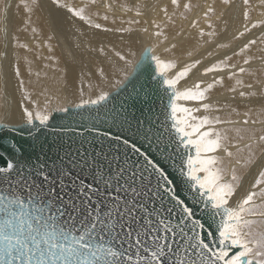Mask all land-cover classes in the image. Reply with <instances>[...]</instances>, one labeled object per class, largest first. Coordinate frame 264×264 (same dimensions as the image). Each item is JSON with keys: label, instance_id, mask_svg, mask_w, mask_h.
Masks as SVG:
<instances>
[{"label": "snow or ice", "instance_id": "obj_1", "mask_svg": "<svg viewBox=\"0 0 264 264\" xmlns=\"http://www.w3.org/2000/svg\"><path fill=\"white\" fill-rule=\"evenodd\" d=\"M223 2L227 5L230 0ZM20 3L29 14V21L30 14L41 6L40 0H20ZM171 3L180 7L179 0H171ZM52 4L95 29L113 31L100 23H93L91 15L86 14V9L97 6L99 0H88L85 6L79 8L62 0H52ZM243 4L247 9L243 12L245 22L243 30L238 31L239 37L245 38L244 42L239 45V51L233 49L232 56L207 67L205 74L229 70L231 74L228 78L235 79L237 87L252 89L254 85L245 83L241 77H255L257 71H261L249 72V68L257 59L264 64V48L259 49L257 57L252 53L257 39L246 38V34L253 29L264 32V20L252 22L250 0H243ZM260 5L264 6V0H260ZM104 7L112 10L114 6L105 3ZM183 7L191 11L194 6L189 0ZM8 8L10 5L5 6V11ZM163 12L168 15L167 8ZM214 12L215 9L209 6L204 17L209 19ZM141 15L142 11L137 10L136 16ZM102 18L108 20L109 17L104 15ZM128 23L137 24L139 21ZM153 23L158 29L154 33L157 41L160 37L167 40L163 30H160L161 24ZM196 25L197 22H193L192 26ZM209 27H212L211 23ZM32 31L35 33L36 29ZM116 31L130 34V40L135 38L131 27ZM142 31L147 33L148 28ZM199 35L203 37L206 33L201 30ZM207 35L214 36L216 33L209 32ZM16 42L18 48L31 51L26 43L19 42L18 37ZM259 43L264 44V35L259 37ZM220 47L227 48L229 45L221 44ZM98 51L104 52V49L99 48ZM154 52V47L146 48L138 67L148 61L155 62L156 69L164 77L163 83L171 90L170 115L166 119L172 123L167 127L160 124L144 129V121H137L134 130L129 126L131 139L116 135L107 146L101 141L98 151L95 148L90 152L77 149L75 155L66 152L64 157H60L62 163L55 169L54 176L52 169L47 172L34 170V175L41 178V185H51L49 195H54L62 204L64 196L67 197V204L57 212L63 217L67 210L72 225L68 227V221L60 222L57 217L49 216L37 229L23 219L18 222L16 213H10L0 221V264H14L17 259L21 264H264V134L234 128L237 140L244 141L246 138L250 141L241 149L238 144H232L227 130L216 128L221 124L235 126L239 121L209 115L195 116L193 112L200 111V108L179 105L178 101L207 100L206 93L214 87V83H209L206 88L197 83L194 88L177 91V84L201 61L196 60L174 78H168L167 71L174 69L176 64L161 59ZM0 55L7 58V51ZM116 55L121 60L125 59L119 52ZM233 56H242V65L229 63ZM14 75L20 76L18 65ZM218 82L223 84L224 77ZM20 83L23 84V81ZM256 83L264 85V80L257 79ZM237 87H230L229 91L236 93ZM238 94L240 97L256 96V92L239 91ZM108 96L104 92L87 103L97 105L107 101ZM202 109L213 111L209 103H202ZM59 111L66 112L68 109L61 108ZM250 111L244 113L247 118L242 123L245 126L264 123V120L252 119ZM23 114L24 123L28 126L39 120L40 125L46 127L51 119L48 115L34 114L27 107L23 108ZM0 127L9 126L0 124ZM16 127L13 125V130ZM34 130L40 132V128ZM10 150L13 154L21 152L15 144L10 145ZM216 153H223V156ZM65 157L66 166L63 163ZM226 161L239 165L249 175L256 173L251 187L235 206H231L230 202L240 195L243 177L237 175L236 168H227ZM17 169L19 164L5 161L0 173ZM85 176L91 177L90 183H85ZM112 192L115 197L111 196ZM93 197L96 198L95 204ZM4 199L0 195V201ZM73 212L80 213V228L76 232L72 231L76 224ZM197 212L201 215L197 216ZM20 215L23 216L22 213ZM256 228L259 231L254 230ZM217 234L218 239H213Z\"/></svg>", "mask_w": 264, "mask_h": 264}, {"label": "bare ground", "instance_id": "obj_2", "mask_svg": "<svg viewBox=\"0 0 264 264\" xmlns=\"http://www.w3.org/2000/svg\"><path fill=\"white\" fill-rule=\"evenodd\" d=\"M41 1V6L34 13L30 14V21L29 14L20 1H2V11L0 12V53L7 51V58L0 55V124L9 126L0 127L3 129L2 131L13 129V125L17 126L14 130L28 128L24 123L23 108L25 107L34 114L50 116L51 119L48 122L52 120L54 115L66 114L68 111L104 107V104L111 97L121 92L126 87V84L136 75L139 69L138 62L142 60V54L149 46L155 48L154 55L159 56L161 59L169 60L166 56V45H176L175 48L169 47L170 61L174 62L176 67L174 71L170 69L166 73L168 78H174L185 66L192 65L195 62V59L186 57L185 51L193 52L197 46L196 40H191V33L199 35L201 30L204 33L216 31H222V33L224 31L233 32V22L231 19L227 21L223 19V23L212 24V27L206 25L204 28H196L199 23L201 24L198 14L203 17L206 23L211 22L209 20L211 17L209 19L204 17L210 0L200 2L199 7L193 10L192 15L189 16L188 14L187 18L180 17L179 12L174 13V8L177 9V7L171 2L166 3L167 0L161 1V5H164V3L168 4L167 16L162 15L164 12L160 11V6L158 9H156V5L152 7L153 9L155 8L154 14L158 12L156 13L158 15L160 12L159 17L152 14V16L154 15L161 22L158 21L161 24L160 30H166L169 33V35L166 33L168 35L167 40L171 36L174 40L169 44H166L167 40L163 44L159 43L160 41H164L162 37L163 40L159 39V41L154 38L153 34L156 28H153L154 25L149 21V17L147 16L149 15V11H152L150 7L145 12V16L133 17L131 16L133 13L131 14L125 10L126 7H122V5L130 6L127 0H111L119 5V7H113L112 10H107L104 7L105 3H109L107 0H99L97 6L86 9V14L91 15L93 23H100L104 28L113 29V31L105 32L103 29H95L84 21L72 18L65 10L57 9L49 0ZM134 1L130 2L133 6L137 3ZM10 2V8L5 11V6L9 5ZM62 2H67L71 6L79 8L85 6L88 0H62ZM138 2L141 3L142 1L140 2L139 0ZM104 15L109 17L108 20L102 18ZM164 17H166V20H164ZM135 19L139 23H128V21ZM152 20L155 21L154 19ZM193 22H197L196 27L192 26ZM241 22L244 23L243 19ZM178 26H181L182 29L186 26V30L189 29L190 31L183 32ZM128 27L134 29L133 35L135 38L133 40L129 39L130 34L116 31V29ZM33 28L36 29L35 33L32 31ZM143 28H148V32L144 33L142 31ZM5 29H7V33ZM260 32L264 35L262 30ZM17 37L19 38V42L26 43L31 51L18 48ZM99 48H103L104 52L98 51ZM232 49L235 50L234 47ZM117 52L121 53L125 59L121 60L116 55ZM232 52L233 50L225 55H231ZM254 54L259 56L260 51ZM205 59H208L206 64ZM203 60L204 64L202 63ZM214 60L210 56V52H204L199 59L201 63L192 68L194 71L177 84V91L182 92L188 88H194L197 83L201 84V88H206L209 83H214V87L206 93L208 99L203 102H177L179 105L192 109L200 108L201 110L196 112V116H201L205 112L202 109V103L212 105L218 103L219 100H226L224 104L233 105L235 108L236 106L245 104L248 100H264V98L259 97L258 93L262 88L261 84L256 83L257 79L263 80L258 75H264V64L259 59L249 68L256 70L258 66L260 69L257 70H261L257 71L255 77L252 76L254 82L251 83L254 87L252 89L239 87L236 93L222 92L218 87V84L221 83L215 82L224 77V84L229 82L231 84L235 83V79L230 80L228 78L231 74L229 70L207 74L202 73L203 70L214 64ZM242 60L243 57L239 56L235 60V63L242 65ZM151 62L155 80L159 78L163 83L164 77L156 69L155 62ZM17 65L20 68V76L14 75V69ZM101 70H103V75H101ZM219 75L221 76L217 77ZM209 78L210 82L206 81ZM241 78L245 83H249L250 81V79L246 80V75ZM21 81H23V84L20 83ZM163 85L166 86L164 83ZM239 91H245L246 93L256 92V96L240 97ZM104 92L109 94L107 101H102L97 105L87 103L90 100H96ZM76 105L82 106L76 107ZM61 108H66L68 111H59ZM244 119L245 116L240 114L238 119L235 120L239 121V124L235 126L221 124L217 125L216 128L221 131L227 130L231 140L237 142L239 141L235 138L237 133L233 129L247 128L242 123ZM35 122H39V120ZM256 125L264 126V123H257ZM258 134H264V130L258 132ZM241 135H244V133H241ZM249 142L245 139L244 142L238 145L241 149H244L245 143ZM232 144L234 143L232 142ZM232 150L235 152V148ZM216 155L223 156V153H216ZM241 164H243V160H241ZM225 166L229 169L236 168L237 175L243 177V189L240 190V195L230 202L231 206H235V203L239 202L244 192L251 187L256 178V173L252 172L249 175L234 162L229 163L226 161Z\"/></svg>", "mask_w": 264, "mask_h": 264}, {"label": "water", "instance_id": "obj_3", "mask_svg": "<svg viewBox=\"0 0 264 264\" xmlns=\"http://www.w3.org/2000/svg\"><path fill=\"white\" fill-rule=\"evenodd\" d=\"M152 68L151 61L139 67L126 87L111 97L104 107L54 115L46 127L34 122V125H26L28 128L23 129L2 131L0 128V157H3L0 167L5 166V161L19 164V169L15 171L0 173V195L5 197L0 201V221L14 212L18 222L23 219L33 228L40 229L49 216L57 217L60 222L68 221V227H71L72 221H69L67 210L63 217L57 212V209L65 207L67 197L64 196L62 204L54 195H49L51 185H41V178L34 175V170L47 172L52 169L54 176L55 169L62 163L60 157H64L66 152L75 155L77 149L90 152L95 148L98 151L101 141L107 146L116 135L131 139L129 126L134 130L137 121H144V129L154 125L158 127L160 124L169 126L172 121L166 119V116L170 115L171 90L160 79L155 80ZM35 128H40V132L37 133ZM105 133L108 135L105 136ZM12 144L19 146L21 152L13 154L10 150ZM144 147H148L147 143ZM63 163L67 165L66 157ZM17 172L21 174L18 175ZM90 182L91 177L85 176V183ZM115 195L114 192L111 193L112 197ZM9 201L23 203L10 204ZM95 201L96 198L93 197V204ZM200 215L197 212V216ZM72 216L76 218L72 231L76 232L80 228V213L73 212ZM213 239H218V234ZM14 264L21 262L17 259Z\"/></svg>", "mask_w": 264, "mask_h": 264}, {"label": "rangeland", "instance_id": "obj_4", "mask_svg": "<svg viewBox=\"0 0 264 264\" xmlns=\"http://www.w3.org/2000/svg\"><path fill=\"white\" fill-rule=\"evenodd\" d=\"M2 1H1V4H0V12L2 11V9H1ZM18 1H20V0H18ZM49 1L52 3L51 0H49ZM107 1L109 3H111L114 7H119L118 4L112 2L114 0H112V1L111 0H107ZM127 1H128L127 3L130 6H126V5H122V6H124L126 8H131L132 10L129 11V12L131 14L133 13L131 15L133 17L134 16L136 17V11L137 10L142 11V13L144 15L145 12L149 9V7L152 8V7H154V5H156V9H158L159 6H160V11L163 13L164 7L166 6L165 8H167V5H168L166 3L171 2V0H167V2L164 3V5L163 4L161 5V1L162 0H140V2L142 1L141 3L138 2L139 0H135L134 2H137V3L134 5L135 6L134 7L130 3V2H132V0H127ZM155 1H156V3H155ZM202 1H205V0H191V3L193 4L194 7L192 8L191 11H188V10H186L183 7V5L185 3H188L189 0H179L180 7L177 8V9L174 8V10H175L174 13L179 12V16L182 17V18L183 17H188V14H189V16L192 15L193 12H194L193 10L197 9L199 7L200 2H202ZM250 2H251V5H252V8L250 10L251 11V17H252V22H255L257 20H264V6L260 5V0H250ZM9 5H11V2H10ZM232 5H234V7H232ZM209 6H212L215 9V12L213 14H210L211 18L209 20H211V22L209 21L208 23L221 24V23L224 22L223 19H226V21L231 19L232 22H233V24H232V31L233 32L224 31L222 33V31H220V32L216 31L215 32L216 35H214V36H208L207 33H206V35H204L203 37L200 36V35H194L193 33H191V40L192 41L196 40V42H197L196 45L197 46H196V48L194 47L195 50L193 52H190V51L187 52V50H185V51H186V57L187 58H193V59H195V61L199 60L204 52H210V56L213 59H215L214 60V64H216V63H218L219 60L225 59L226 56H232V54L231 55H225L229 51L233 50L232 47H234L236 51H239V45H241L244 42V39H245V38H240L239 37V31H238V30H240V31L243 30L242 26L244 24L243 22H241L242 19L244 21L243 13L241 14V11L244 12L247 9H246V6H244V4H243V0H230V3L227 4V5L224 4L223 0H210ZM154 9L152 8V11H149V15H147V16L149 17V21H151L152 23H153L152 19H154L155 22L157 21L156 23H159L160 21L158 20L157 17H159L160 12H159L158 15L156 14L158 12H156L154 14L153 13ZM227 9H228V11H226ZM152 14H154L157 17H155L154 15L152 16ZM162 15H165V14L163 13ZM198 16H200L199 20H200L201 24L199 23L196 28H198V27L199 28H204L206 25H209L208 23L205 22V20L203 19V17L200 14H198ZM137 17H142V15L141 16H137ZM218 18H219V20H217ZM135 20H137V19H135ZM164 20H166V17H164ZM164 20H162V21H164ZM144 22H146V20H144ZM153 25H154L153 28H156L154 23H153ZM249 27H250V24H249ZM178 28H180L183 32L190 31L189 29L186 30V26L183 29H182L181 26H178ZM260 30L261 29H253L251 33H247L246 34V38L250 37V38H253V39H257V45L253 46L252 53H258L260 48H264V44H260L259 43V37L262 36ZM156 31H158V29H155L154 32H156ZM163 32L168 37L169 33H167L166 30L163 31ZM197 36H199V37L197 38ZM154 38H155V36H154ZM162 38L164 39V37H162ZM162 38L160 37L159 39L161 40ZM165 41L166 40L164 39V41H162V42L160 41L159 43L163 44ZM171 41H174L172 36H171V38H169L166 41V44H169ZM156 43H157V41H156ZM159 43H158V45H160ZM221 44L229 45V47L221 48L220 47ZM171 46H172V44L171 45H166V56H167V58L169 60L171 59V56L169 54V47H171ZM238 57L239 56H233L232 60L229 61V63H235V60H237ZM257 57H259V56H257ZM205 60H206L205 61V64H206L208 59H205ZM202 63L204 64V60L202 61ZM257 69H260V68L257 66L256 70ZM171 70L174 71V69H171ZM253 70L254 69H249V72H252ZM263 70H264V68H263ZM193 71L194 70H192L190 73H192ZM190 73H189V75H190ZM202 73H205V70H203ZM220 76L221 75H219L217 77H220ZM246 76H247L246 80L250 79L249 83L254 82V79L252 78L251 75H246ZM258 76L261 77L264 80V75L259 74ZM209 80H210V78L207 79L206 81L210 82ZM218 81L219 80H217L215 82H218ZM202 84H205V83H202ZM218 87L221 89L222 92L226 93V92H231V91H229L230 87H237V86H236L235 83L231 84L229 82L227 84H224V83L223 84H218ZM261 87H262L261 90L258 91L259 97L264 98V85H261ZM238 88L239 87H237V89ZM225 101L226 100H219L218 103L212 104L213 110L219 109L218 111L215 110L214 112L213 111L204 112L199 117H202L204 115H209V116L220 117L223 120H234L235 121V120L238 119V116L240 114L244 115L245 112H249V110H251L250 111V115H251L252 119L264 120V100H248L245 104H243L241 106H236L235 108L233 107V105L224 104ZM180 102H183V101H178V103H180ZM169 107H170V104H169ZM236 113H239V115H237ZM193 115L196 116V112H193ZM245 118H247V117H245ZM246 129L255 130V132L258 134V132H261V131L264 130V126H257L256 124L255 125H249V126H247ZM234 141L235 140L232 141L234 144H240V143L244 142L245 140L244 141H237V142H234ZM254 230L259 231V228H256Z\"/></svg>", "mask_w": 264, "mask_h": 264}]
</instances>
